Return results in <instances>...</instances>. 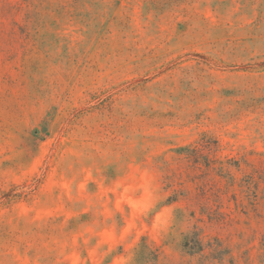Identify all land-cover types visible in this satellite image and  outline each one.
Instances as JSON below:
<instances>
[{
    "label": "rangeland",
    "instance_id": "obj_1",
    "mask_svg": "<svg viewBox=\"0 0 264 264\" xmlns=\"http://www.w3.org/2000/svg\"><path fill=\"white\" fill-rule=\"evenodd\" d=\"M0 264H264V0H0Z\"/></svg>",
    "mask_w": 264,
    "mask_h": 264
}]
</instances>
